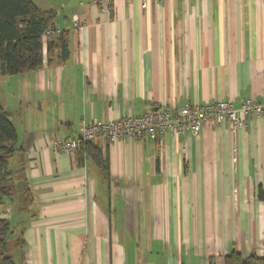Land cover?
<instances>
[{
	"label": "crops",
	"instance_id": "1",
	"mask_svg": "<svg viewBox=\"0 0 264 264\" xmlns=\"http://www.w3.org/2000/svg\"><path fill=\"white\" fill-rule=\"evenodd\" d=\"M33 1L69 31L71 54L0 74L18 136L12 195L0 207L26 242L15 263L225 264L234 248L264 256V115L236 129L210 122L198 135L101 142L110 178L77 151L53 148L93 122L261 100L264 0H114L110 10Z\"/></svg>",
	"mask_w": 264,
	"mask_h": 264
},
{
	"label": "trees",
	"instance_id": "2",
	"mask_svg": "<svg viewBox=\"0 0 264 264\" xmlns=\"http://www.w3.org/2000/svg\"><path fill=\"white\" fill-rule=\"evenodd\" d=\"M54 18V11L40 8L33 0H0L1 75L32 72L43 68L45 62L52 66L69 59L71 51L68 30H62L59 35L44 42V34L49 27L54 26ZM17 137L10 113L0 103V207L4 199L12 195L9 161L16 149ZM77 156L80 162L85 158L90 159L105 178H110L109 157L100 145L82 144L77 150ZM25 187L23 184V194L27 200L32 201L31 192ZM258 197L264 200L262 186L258 189ZM13 233L11 221L0 218V264H16L13 250L26 244L22 235L14 239ZM225 264H264V256L252 254L244 257L234 248L225 256Z\"/></svg>",
	"mask_w": 264,
	"mask_h": 264
},
{
	"label": "built area",
	"instance_id": "3",
	"mask_svg": "<svg viewBox=\"0 0 264 264\" xmlns=\"http://www.w3.org/2000/svg\"><path fill=\"white\" fill-rule=\"evenodd\" d=\"M113 1L96 0L105 10L112 8ZM75 23L80 24L78 19H75ZM61 31L51 26L43 38L48 41L59 35ZM260 115H264V94L261 100L243 98L239 106H236L232 100H220L213 104L188 105L178 111L158 109L140 116H125L111 121L93 122L83 127L79 137L57 139L53 148L76 152L85 143L113 144L124 138L155 140L166 133H183L188 130L198 135L203 126L210 122L219 126L229 122L232 128L236 129L244 127L251 116Z\"/></svg>",
	"mask_w": 264,
	"mask_h": 264
},
{
	"label": "rangeland",
	"instance_id": "4",
	"mask_svg": "<svg viewBox=\"0 0 264 264\" xmlns=\"http://www.w3.org/2000/svg\"><path fill=\"white\" fill-rule=\"evenodd\" d=\"M55 3H56V1L55 0H53ZM65 0H59V3L58 4H60L61 2H64ZM38 2L39 3H41V1L40 0H38ZM57 4V3H56ZM66 152V151H65ZM14 234V233H13Z\"/></svg>",
	"mask_w": 264,
	"mask_h": 264
}]
</instances>
